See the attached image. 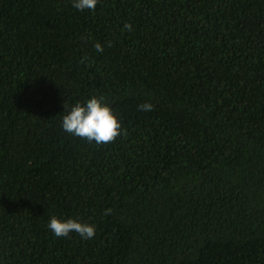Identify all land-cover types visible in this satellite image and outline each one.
I'll list each match as a JSON object with an SVG mask.
<instances>
[{
    "label": "trees",
    "instance_id": "obj_1",
    "mask_svg": "<svg viewBox=\"0 0 264 264\" xmlns=\"http://www.w3.org/2000/svg\"><path fill=\"white\" fill-rule=\"evenodd\" d=\"M0 264H264V0H0Z\"/></svg>",
    "mask_w": 264,
    "mask_h": 264
},
{
    "label": "clouds",
    "instance_id": "obj_2",
    "mask_svg": "<svg viewBox=\"0 0 264 264\" xmlns=\"http://www.w3.org/2000/svg\"><path fill=\"white\" fill-rule=\"evenodd\" d=\"M98 0H72L73 7L79 11L95 10ZM132 26L125 23L124 29L131 30ZM109 46H111L109 44ZM94 48L103 52V47L97 43ZM82 58L81 62H83ZM151 103L138 106L141 111H152ZM62 129L69 134L87 140L95 141L97 145L110 144L121 135V123L113 114L112 109L103 102V98L91 97L86 103H75L62 117ZM126 134V133H125ZM112 210L106 209L104 215H111ZM47 227L57 238L67 237L69 233H77L83 240H88L95 235V226L80 223L73 219L62 221L55 216L49 220Z\"/></svg>",
    "mask_w": 264,
    "mask_h": 264
}]
</instances>
